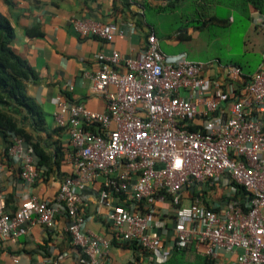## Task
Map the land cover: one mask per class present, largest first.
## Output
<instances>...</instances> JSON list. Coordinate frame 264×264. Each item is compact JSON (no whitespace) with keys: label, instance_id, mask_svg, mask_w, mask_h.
<instances>
[{"label":"built area","instance_id":"2783aa9c","mask_svg":"<svg viewBox=\"0 0 264 264\" xmlns=\"http://www.w3.org/2000/svg\"><path fill=\"white\" fill-rule=\"evenodd\" d=\"M70 24L80 37L113 39L111 25L78 19ZM254 24L264 32V16ZM97 61L102 69L90 80L105 112L53 100L54 123L67 131L72 174L52 200L30 193L38 163L23 139L12 137L7 155L19 163L29 196L10 211L0 193V241L26 235L33 225L51 229L62 210L79 264H108L113 242L133 243L148 256L194 247L214 264L220 253L234 255L232 264H264V56L245 74L234 64L165 54L150 33L137 57L112 51ZM99 176L105 196L115 200L105 215L114 229L110 238L83 230L82 193ZM223 177L242 188L245 198L215 211L203 204L202 186ZM160 197L169 205L162 212L174 219L170 234L154 232L141 207Z\"/></svg>","mask_w":264,"mask_h":264},{"label":"crops","instance_id":"0c3cea01","mask_svg":"<svg viewBox=\"0 0 264 264\" xmlns=\"http://www.w3.org/2000/svg\"><path fill=\"white\" fill-rule=\"evenodd\" d=\"M186 1L0 0V12L11 21L15 30L13 51L27 61L38 76V83H26V92L41 106L46 115L45 131L32 135L38 136L39 144L43 146L49 159L46 167L38 164V178L30 190L31 194L41 200H52L62 179L72 174L67 159V131L58 128L54 123L53 113L56 106L53 100L59 97L65 102L81 104L92 112H105L103 96L94 91L90 80V76L102 69L97 61L98 55H109L112 51H117L124 56L137 57L146 48V37L154 33L162 52L165 53L161 47L164 42L171 50L166 54L184 53L189 60L196 61L189 58L184 51L172 52L181 42L179 33L186 32L191 38L192 35L198 36L208 24L226 27L234 22V15L237 14L238 17L245 16L249 19L248 34L258 45L260 55L264 56V32L254 24L257 16H264V0H193L201 11L207 9L212 13L202 20V25L193 28L185 24L171 34H161L159 27L164 12H158L157 9L167 7L166 13H171L178 8H184ZM218 10L227 11L226 22H219L224 18L217 16L215 11ZM173 16L176 15L173 13ZM71 19L111 25L114 28L112 41L80 37L74 32ZM31 30H37L40 35H29ZM258 66L259 63L254 71ZM113 70L123 71L119 67ZM254 71L243 73L251 74ZM26 130L31 132L28 127ZM11 139L9 134L0 133V193L4 196L7 208L14 211L27 199L29 189L20 177L19 163L7 155ZM25 144L27 147L28 144ZM32 154L39 162V158L33 152ZM261 158L264 160V155ZM202 188L203 204L215 211L223 210L228 201H240L239 188L227 177L205 183ZM82 194L86 219L83 230L110 238L114 229L111 224H106L105 215L115 205V200L105 196L103 178L97 177L84 188ZM184 204H188V199H184ZM141 207L157 234L167 233L173 227V217L162 212L164 209L168 210L167 199H151ZM67 223L61 210L51 229L33 225L26 235L0 241V264H79L80 253L66 230ZM168 238L173 245L171 235ZM173 248L166 256L160 249L148 256L147 252L139 248L143 253H139V258L136 259L131 248L111 245L106 251V259L108 264H163L170 258ZM187 249L184 255L187 262L195 264V256L204 258L197 253L196 248ZM198 249L201 250L200 247ZM233 261L234 255L220 253L215 263L232 264Z\"/></svg>","mask_w":264,"mask_h":264},{"label":"trees","instance_id":"16d2710c","mask_svg":"<svg viewBox=\"0 0 264 264\" xmlns=\"http://www.w3.org/2000/svg\"><path fill=\"white\" fill-rule=\"evenodd\" d=\"M167 10V7L157 9L158 12H166ZM226 21V19L219 20L221 23ZM28 34L31 36L40 35L37 30H31ZM14 37L13 24L0 12V133L22 138L30 146L36 157L39 158V162H37L39 166L46 167L49 159L48 155L45 153L43 146L39 144L38 136L34 137L32 135V133L37 134L45 131L46 115L41 106L26 92V83H38V76L28 62L13 51L12 42ZM179 38L183 41L188 40L190 37L185 32L179 33ZM26 127L31 132H28ZM238 188V194L240 195V201L238 202H241L245 198V192L242 188ZM112 245L115 246V242ZM125 246L135 252L136 259L139 258V253H143L133 243ZM185 250L188 249L174 246L170 258L163 264H193L185 260ZM195 264H213V262L205 257L195 256Z\"/></svg>","mask_w":264,"mask_h":264},{"label":"rangeland","instance_id":"374dc122","mask_svg":"<svg viewBox=\"0 0 264 264\" xmlns=\"http://www.w3.org/2000/svg\"><path fill=\"white\" fill-rule=\"evenodd\" d=\"M173 13L176 16H173ZM215 13L219 18H227V11L218 10ZM210 14H212L210 10L201 11L193 0H187L184 3V8L162 14L160 33L171 34L177 29L183 28L185 24L193 28L200 27L202 20ZM180 16L182 17L179 18ZM249 29V19L245 16L238 17L236 14L234 22L228 26L220 27L208 24V27L198 36L192 35L190 39L181 41L172 52L184 51L189 55V58L196 61L235 64L245 72H252L257 64H260L262 56L258 45L248 34ZM161 47L165 54L171 51L164 42Z\"/></svg>","mask_w":264,"mask_h":264}]
</instances>
